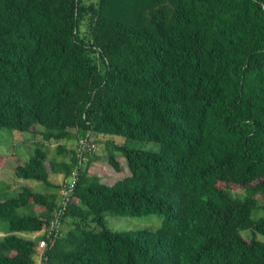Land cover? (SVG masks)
Masks as SVG:
<instances>
[{
    "label": "trees",
    "instance_id": "trees-1",
    "mask_svg": "<svg viewBox=\"0 0 264 264\" xmlns=\"http://www.w3.org/2000/svg\"><path fill=\"white\" fill-rule=\"evenodd\" d=\"M33 128L14 175L46 190L0 196V264H264V0H0V129ZM97 136L127 176L89 173Z\"/></svg>",
    "mask_w": 264,
    "mask_h": 264
},
{
    "label": "rangeland",
    "instance_id": "rangeland-1",
    "mask_svg": "<svg viewBox=\"0 0 264 264\" xmlns=\"http://www.w3.org/2000/svg\"><path fill=\"white\" fill-rule=\"evenodd\" d=\"M97 1V0H92ZM40 131L39 127H37ZM36 131V128L32 129V133H21L16 130L0 129V196L5 197L14 193L18 188L29 187L34 192L45 191L46 187L43 184H38L32 181H25L17 179L14 175V169L17 165H22L32 155L34 149L41 145V135ZM117 143H123L124 139L121 137H109ZM108 137L97 136L93 140L96 146L92 157L99 159L94 160L92 166L89 169V173L94 176H98L103 183H112L116 180H120L129 174L126 162L123 157L118 156L117 160L121 166V172H115L107 163L106 153L104 151L103 143L106 142ZM66 149L77 151L80 147L75 141L64 144ZM128 146L135 147L137 149L142 148L145 150L157 151L159 146L156 143H134L128 142ZM47 149L48 156H55L56 144L54 142L45 143L43 149ZM87 162V161H85ZM51 181L54 184L61 185L64 183V177L62 175H51ZM70 181V179L68 180ZM239 198L243 197V193L238 192L234 194ZM259 204L264 206V199L257 195ZM37 210V209H36ZM262 216V212L258 214V217ZM163 218L160 214L141 215L138 217H119L113 215H106V226L112 231H134V230H156L161 226ZM7 223H0V239L5 236ZM5 228V229H4ZM63 228L64 233L68 230V225L64 224L59 227ZM45 231L37 234H20L22 237H26L32 240H37L43 236ZM36 264L41 262V251L37 249V253L34 257Z\"/></svg>",
    "mask_w": 264,
    "mask_h": 264
},
{
    "label": "built area",
    "instance_id": "built-area-1",
    "mask_svg": "<svg viewBox=\"0 0 264 264\" xmlns=\"http://www.w3.org/2000/svg\"><path fill=\"white\" fill-rule=\"evenodd\" d=\"M80 144H83V142L81 141ZM84 145H85V144H84ZM72 184H73V182H72ZM45 245H46L45 241H41V242L39 243V247H40V248L45 247Z\"/></svg>",
    "mask_w": 264,
    "mask_h": 264
}]
</instances>
